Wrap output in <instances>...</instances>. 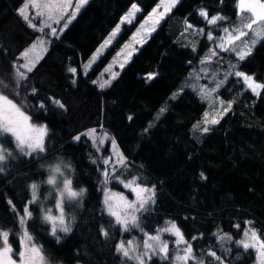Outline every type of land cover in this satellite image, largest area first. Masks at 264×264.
Listing matches in <instances>:
<instances>
[{"label": "trees", "instance_id": "trees-1", "mask_svg": "<svg viewBox=\"0 0 264 264\" xmlns=\"http://www.w3.org/2000/svg\"><path fill=\"white\" fill-rule=\"evenodd\" d=\"M23 1L0 0V73L6 84L14 78L12 65L19 53L38 36L17 15ZM156 1L88 0L67 27L49 40L27 78L0 93L20 107L32 124L47 127L46 151L34 157L22 155L11 135H0V147L11 153L0 164V232H9L7 242L14 256L26 229L48 263L130 264L116 253L120 232L101 208L100 170L105 165L82 135L94 128L115 140L128 166L124 178L136 177L143 185L155 186V203L141 214L144 230L151 233L165 222H174L206 264H221L208 252H215L224 264H254V251L234 241L247 225L264 237V89L253 93L228 76L218 95L231 107L196 141L191 129L205 104L183 86L210 49L211 40L204 35L209 25L199 15L201 9L209 17L224 18L216 31L211 30L217 33L220 27L235 25L236 0H177L109 85L100 88L93 81L131 24L86 74L80 72V64L131 4L139 7V19ZM188 25L204 28L194 49L183 44L182 30ZM215 51L209 67L219 62L222 66L229 57L236 70L264 83V39L242 61L229 51ZM150 73L152 79L147 78ZM161 107L165 111L157 115ZM74 136L80 139L73 141ZM60 159L71 165L72 187L86 191L80 203L64 207L72 230L56 240L49 235L40 210L48 195L45 168ZM33 183L38 185V202L29 205L32 217L21 225ZM225 235L230 238L223 244L227 252L219 242ZM148 264L171 263L169 258L154 257Z\"/></svg>", "mask_w": 264, "mask_h": 264}, {"label": "snow or ice", "instance_id": "snow-or-ice-1", "mask_svg": "<svg viewBox=\"0 0 264 264\" xmlns=\"http://www.w3.org/2000/svg\"><path fill=\"white\" fill-rule=\"evenodd\" d=\"M88 0H79L78 3L75 4V10L71 12L68 16V20L76 15V13L80 10L82 5L86 4ZM69 0H51L49 3H37L36 0H31L32 7L42 8L47 10L48 18H52L53 9H55L59 13H63V11L68 7ZM176 0H170L168 3H163V11H158L161 5H158L157 8H154L152 12L149 14V17L146 20L152 22L153 27L149 29V31L154 30V26L159 24V22L164 19L166 13H168L171 8L175 5ZM29 7V4H25L19 10V13L23 18L29 22L30 26L36 27L35 24L31 23L30 17L26 14V9ZM238 8L241 13H249V23L243 24L242 26L236 27L233 30L229 28H224L223 32L226 34L225 37L220 38V43L218 47L220 49L234 51L239 60H244L251 52V46L242 38H245L249 35L248 30H253L254 26H261L260 32H255V36L252 38V43L256 42L255 37L259 36L261 39H264V0H238ZM140 9L137 5L133 4L131 10L127 15L122 18L123 22H131V18L139 12ZM39 15H45V12H40ZM199 15L205 18L208 25H215L219 21H222L224 18L218 15H214L209 17L207 11L201 9ZM64 27H67V23L64 24ZM119 25L117 29L112 33L114 37L119 31ZM187 28H192V25H188ZM43 30V29H41ZM187 30V29H186ZM62 31V29H61ZM203 31V30H200ZM51 33L53 35L57 34V29L55 27L51 28ZM208 40H214L215 38L212 35V32L209 31L207 33ZM239 42V43H237ZM39 43L43 45L45 42L40 40ZM110 43V40L105 41V44L101 47H106ZM138 43H143V40L138 41ZM228 45V48H225V45ZM35 51V47L32 49L25 51L21 54V56L26 61L23 64H13L12 67L15 69L14 79L10 81L9 84L5 83V78L2 73H0V93L5 90H8L10 84L15 83L16 81H22L27 78V74L33 71L35 66L34 59L31 58L30 53ZM101 55L100 50H97V53L94 54L91 63H95L96 58ZM119 55V54H118ZM211 55L215 56V49L211 50ZM128 56H131V52L128 53ZM19 59V58H18ZM211 57H206L205 60H209ZM126 62V61H125ZM91 64L85 65V67H90ZM120 67L123 68L124 64L121 63ZM235 67V66H233ZM26 70V71H25ZM69 71L71 73H75V68H70ZM107 71V69H106ZM236 77L243 78V81L252 91H256L257 89H264V83H256L254 77L249 76L243 72L235 71L233 73ZM118 75L116 72L111 73V79H115ZM153 73L148 75V79L153 78ZM111 79L104 80L102 83H99L100 88H104L111 83ZM93 83H97V81H93ZM222 81L216 82V87L212 89H208L206 86L201 87L199 90L207 96L209 92H214L216 88H219ZM33 93H35V89H33ZM60 107H64L62 103L57 101ZM223 103V102H221ZM41 107L43 105L41 104ZM231 107V103L228 104L227 107L223 109V112H226L228 108ZM165 111L164 108L160 110L161 113ZM221 113V115L223 114ZM208 113H205L204 127L203 132H207L209 130V124L218 123L217 119L208 120ZM131 119V117H130ZM198 125H195L194 128H198ZM96 130L92 129L88 133H83L82 135L91 136L93 142L104 143V138L98 137L95 135ZM0 135H11L15 142L16 147L22 155L28 157H34L36 154L45 153V137L47 135V127L45 126H36L30 123V118L25 115V113L18 107L12 100H10L7 96L0 94ZM76 140L80 139V136L75 137ZM113 146H115V140L111 141ZM11 153H8L3 148H0V164H2ZM116 163L121 166H126V159L123 157L121 153H115ZM111 157L104 161L105 164H108L111 161ZM71 167L70 164L65 163L62 159L58 160L54 165H49V176L46 180V183L49 185H56L59 177H63L61 183L62 188L59 190V199L56 204V208L58 209V214L53 215L50 209L44 210V214L42 219L50 223L51 225V234L56 235L58 231L63 233L71 232V220L66 222V217L64 213V201H76L79 198H82L85 189H80L79 191L73 190L71 180L67 179L64 176V170L69 169ZM0 171H3V168L0 167ZM115 171V168L112 169ZM104 177L107 179L109 177V170L105 169L103 172ZM201 176L203 174L201 173ZM114 179H118V177H113ZM126 188H129L131 192L134 194L135 199L133 201H128L126 197L120 195H112L109 196L108 199L105 200V205L108 213L115 218V222L123 227L124 230H128L130 227H138V213L146 210V208L155 203V186L147 187L142 186L140 183L133 178L131 181L125 183ZM32 189V197L31 200L25 205L23 212L24 216L20 218L21 225H24L28 219L32 217V212L30 210L29 205L38 202L37 197V188L38 185L33 183L31 186ZM116 209V210H114ZM168 233L177 238L178 245H184L180 251L183 253L182 255H177L175 257V264H188V262L194 261L195 264H203V260L196 257L193 252L192 245L186 242L183 239V234L177 225L174 222H169V226L163 229H157L156 235L145 234L147 239L143 244V252H136V247L133 246L132 241H128L127 245L125 242H120L117 245V252L123 254L124 257H130L134 259L137 264H145V260L151 259V254H163L165 257L168 252V244L165 241H162L161 234ZM104 235H107L105 232ZM9 232L3 231L0 232V238H2L3 247H0V264H17V261L12 258L13 250L11 246L8 244ZM221 240L230 239L229 237L221 236ZM245 240H241L238 243L244 248L248 249L250 247H256L259 249L261 264H264V240H261L259 235L255 230H250V232H245ZM197 237H193V240H196ZM32 237L27 233L26 229L24 231L23 237L21 238L22 251L18 254L19 264H44V257L42 256V251L40 248L36 247L31 243ZM249 241V242H246ZM135 253V254H134ZM203 255V254H202ZM210 256L215 257L217 261L220 260V257L216 256L215 252H210Z\"/></svg>", "mask_w": 264, "mask_h": 264}, {"label": "rangeland", "instance_id": "rangeland-1", "mask_svg": "<svg viewBox=\"0 0 264 264\" xmlns=\"http://www.w3.org/2000/svg\"><path fill=\"white\" fill-rule=\"evenodd\" d=\"M37 3L43 4V3H49L51 2V0H36ZM57 2H60V0H57ZM79 0H69L68 3V7L63 11V13H59L57 12L55 9H53V13H52V18L49 19L48 15H47V10L42 9V8H35L32 7L31 5V0H24L23 3L18 7L17 9V15L24 20V22L26 23V25H28V27L32 28L34 31L37 32L38 36L37 38L27 47L25 48L21 53H19L18 57H17V63L16 65L19 64H23L26 61L24 60V58L21 56V54L25 51H28L30 49H32L33 47H35V51L30 53V56L32 59H34L35 63L36 61L41 57V55L44 53V51L46 50L47 46H48V42L49 40H51L53 37H57L66 27H64V24L67 23V25L72 21V19L79 13V11L82 9V7L85 5H82V7L80 8V10L76 13V15L74 17H72L70 19V21L68 20V16L71 12H73L75 10V4L78 3ZM170 2V0H157L156 3L147 11L145 12L139 19L138 16L141 13V11L137 12L132 18H131V22H123L122 23V18L127 15L129 13V11L132 8L131 4L128 9L120 16V18L118 19V21L116 22V24L109 30V32L107 33V35L104 37V39L98 44V46L92 51V53L80 64V72L82 74H86L92 67L93 65L97 62V60L104 54V52L114 43L115 39L118 37V35H120L123 31V29L130 25L131 29L128 32V35L125 37V39L115 48L114 52L111 54V56L107 59V61L105 62V64L102 66V68L97 72L95 80L97 81V86H99V83H102L104 80H109L111 79V73L112 72H116L118 73V71L121 69L120 64L123 63L124 65L128 62V60L131 58L132 54L141 46L142 43H138V41L140 40H145L146 37L153 31H149L150 28L153 27L152 22L148 21L146 23L147 18L149 17V14L152 12V10L154 8H157L158 5H161V7L158 9V11H163V3H168ZM177 2V0H176ZM25 4H29V7L26 9V14L29 15L31 23L35 24L36 27H32L30 26L29 22L26 21L23 16L20 15L19 10L24 7ZM138 7V6H137ZM139 8V7H138ZM173 8V7H172ZM171 8V9H172ZM236 23L235 25H232L231 27H220L218 28V32L214 33L211 30L216 31L215 25H209V30L204 32L205 37L207 38V33L209 31L212 32L213 37L215 38L214 40L210 41V49L208 50L207 56L206 57H211V59L209 60H205V58L197 65V68L191 73V75L189 74L187 78L189 79H185L187 82L189 83V85H187L184 82V87L189 88L190 90H193L195 92V94L200 98V100H202L205 104V109L203 110V112L201 113L200 117L196 120V122L193 124L192 129H191V137L196 140L199 141V139L201 138V136L203 135V127L204 125V120H205V113H208L207 119L210 121L212 119H219L225 112H223V109L225 107L228 106V104L230 103L229 100H225L222 99L219 95L218 92L221 89L225 79L228 76H232L234 78H237L238 80H240L244 87L248 88L247 85L245 84V82L243 81V78L241 77H236L233 73L235 71H238L235 69V67H233L234 65L229 62L230 58L228 57V60L223 61V65L220 66V62L217 65L214 66H210L212 61H214V56L211 55V50L213 49H219V50H223V51H229V50H224V49H220L218 47L220 41V38L225 37V33L223 32L224 28H229L230 30H233L236 27L242 26L243 24L249 23V13H241L239 8H238V0H236ZM45 12V15H39L40 12ZM170 12V11H169ZM166 13L165 17L169 14ZM164 17V18H165ZM205 19V18H204ZM163 20V19H162ZM161 20V21H162ZM160 21V22H161ZM159 22V23H160ZM119 27V31L117 32V34L113 37L112 33L117 29V26ZM158 24H156L154 26H157ZM185 26V25H184ZM55 27L57 29V34L53 35L51 33V28ZM43 29V30H41ZM62 29V31H61ZM187 29V30H186ZM204 28H202L203 30ZM255 31L253 30H248L249 31V35L244 39L250 46H251V50L253 49V47L259 42V40L261 39L259 36H256V42L253 44L252 43V38L255 36V32H260L261 26L257 25L254 26ZM183 38L185 41H183L184 46L187 45L189 48L194 49L197 45H198V41H199V35H201L203 33V31L200 30H195L193 27L192 28H187V26L184 28L183 27ZM197 36V37H196ZM40 40H43L45 43L43 45H41L39 43ZM110 40V43L106 46V47H101L102 45L105 44V41ZM188 40V41H186ZM239 43V42H237ZM229 46L226 44L225 48H228ZM100 50L101 55L96 58L95 63H91L92 58L94 56L95 53H97V50ZM131 52V56H128V53ZM229 53H232L233 56L237 57L234 51H229ZM119 54V55H118ZM19 58V59H18ZM238 58V57H237ZM239 60V59H238ZM126 61V62H125ZM91 64L90 67H85V65H89ZM107 69V71H106ZM26 71V70H25ZM250 76V75H249ZM14 79V78H13ZM217 81H222L221 85L219 88H216V90L214 92H209L207 96H205L199 89L201 87L206 86L208 89H212L216 87V82ZM19 82V81H16ZM257 83V82H256ZM251 92L253 93H257V91L259 89H257L255 92L252 91L250 88H248ZM179 90L177 89L176 91H173L170 94L171 98H174L177 94H178ZM11 100V99H10ZM223 102V103H221ZM163 107H161L158 112L157 115L161 114L160 110ZM229 110V108H228ZM227 110V111H228ZM226 111V112H227ZM223 112V114L221 115V113ZM26 115V114H25ZM31 123V122H30ZM32 124V123H31ZM36 126H43V125H37V124H33ZM195 125H198V128H194ZM212 125L209 124L208 127ZM94 128H89L87 129L84 133H88L90 132V130H92ZM95 135L101 138H104V143H99L93 142V139L91 138V136L88 135H84L86 136L90 143L91 146L93 147V149L95 150V152L98 154L99 156V160L105 165V169L109 170V177L106 179L103 175V172L105 169L100 170V192H101V197H100V204H101V208L103 209V212L106 213L110 218L111 221L113 222L114 225H116V227L119 229L120 232V237L117 238L116 242H115V251L116 253H118L121 258L125 261L128 262L130 264H137V262L130 257H124L122 253L117 252L116 248L117 245L120 242H125V245H127L128 241H132L133 246L136 247V252H143V244L145 242V240L147 239V236L145 234H150V235H156L157 234V229H163L167 226H169V222H165L163 225H160L158 227L155 228V230L153 232H147L146 230L143 229L142 227V222H141V214L142 212L138 213V223L139 226L138 227H130L128 230H124L123 227L119 224H117L115 222V218L112 217L106 208L105 205V200L109 198V196L112 195H120V196H124L127 198L128 201H133L135 199L134 194L131 192V190L129 188H126L124 185L125 183L131 181L133 178L136 179V181L138 183H140L138 181V179L136 177H132V178H124V172L125 170H127L128 166H121L118 163H116V158H115V153H120V151L118 150L116 144L115 146H113V144L111 143V141L113 140L108 134H106L104 131L100 130V129H95ZM74 136L72 139L73 141H77L75 139ZM13 138V137H12ZM13 142L14 145L16 147V142L13 138ZM1 148V147H0ZM17 148V147H16ZM106 148V153H102V150ZM40 154V153H39ZM37 155V154H36ZM25 156V155H24ZM109 157H111V161L108 164H105L104 161L106 159H108ZM56 162L58 161H54V163L50 164V165H54ZM115 168V171H112V169ZM45 173H46V177H45V185L47 187L48 190V195H46L44 197V199L42 201H44V203L42 204L41 210H40V217L42 219L43 214H44V210L46 209H50L52 211L53 215H57L58 214V209L56 208V204L57 201L59 199V190L62 188V179L63 177H59L58 175V181L56 185H49L46 183V180L49 176V165L45 168ZM64 176L70 180L71 178V171L70 169H65L64 170ZM113 177H118V179H114ZM115 184L116 186H111V184ZM113 184V185H114ZM142 186H146L143 185L142 183H140ZM119 187V188H116ZM150 187V186H147ZM73 188V187H72ZM73 190H75L73 188ZM79 191V190H76ZM31 197H32V189H31ZM38 195V194H37ZM30 197V200H31ZM29 200V201H30ZM28 201V202H29ZM81 198H79L76 201H64L63 207H65L67 204H78L80 203ZM151 206V204L147 207L149 208ZM146 208V209H147ZM116 210V209H114ZM145 211V210H144ZM64 213L66 215V211L64 209ZM66 217V216H65ZM69 219L66 217V222ZM43 223L48 227V232L49 235L53 238H55L56 240H58L59 235L60 236H65L67 233H63L58 231L57 234L54 236L51 234V225L50 223L45 222L42 219ZM250 230H252L248 225L244 228V230L242 231L240 237L238 239H236L234 241V243L239 246L240 248H243L238 242L241 240H245V232H250ZM24 232L21 231V235L19 238L20 241V250L19 253L22 251V244H21V238L23 237ZM261 240H264V237L260 236ZM161 239L162 241L167 242L168 244V252H167V256L165 257L163 254H151V258L154 257H160L163 259L169 258V262L171 264H175V257L179 254L182 255L183 253L180 251V249L184 246V245H178L177 244V238L171 234L168 233H162L161 234ZM228 239L225 240H220V244L223 245L224 242H227ZM249 242V241H246ZM32 244H34L31 241ZM227 244V243H226ZM35 245V244H34ZM36 246V245H35ZM224 246V245H223ZM0 247H3V243H2V238H0ZM37 247V246H36ZM223 248V247H222ZM227 245L226 247L224 246V250L223 251H228L227 249ZM254 253H255V261L254 264H261V257H260V252L259 249L256 247H250ZM244 249V248H243ZM18 253V254H19ZM17 255H13L12 258L14 260L17 261V264H19V257ZM135 254V253H134ZM207 256L212 257L209 255V252L207 253ZM215 258V257H213ZM203 260V264L205 263V260ZM213 260H217L216 258ZM149 260H145V264H148ZM218 262H220L221 264H224L223 261L219 260ZM44 264H51L48 263L45 258H44ZM57 264V263H55ZM188 264H195L194 261H189Z\"/></svg>", "mask_w": 264, "mask_h": 264}]
</instances>
